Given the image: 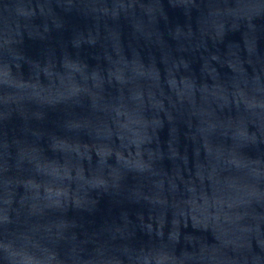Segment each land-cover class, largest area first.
<instances>
[{
	"label": "water",
	"instance_id": "95a60500",
	"mask_svg": "<svg viewBox=\"0 0 264 264\" xmlns=\"http://www.w3.org/2000/svg\"><path fill=\"white\" fill-rule=\"evenodd\" d=\"M0 264H264V0H0Z\"/></svg>",
	"mask_w": 264,
	"mask_h": 264
}]
</instances>
